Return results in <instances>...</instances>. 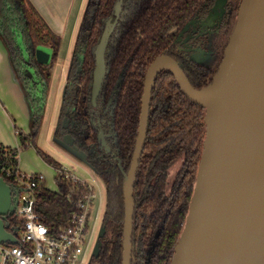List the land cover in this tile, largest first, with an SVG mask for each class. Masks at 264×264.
<instances>
[{"label":"trees","instance_id":"1","mask_svg":"<svg viewBox=\"0 0 264 264\" xmlns=\"http://www.w3.org/2000/svg\"><path fill=\"white\" fill-rule=\"evenodd\" d=\"M215 1L124 0L119 16L115 15L118 0L86 2L74 41L55 135L61 138L66 133L61 124L65 117L74 120L72 132L79 148L86 153V162L105 184L103 224L107 233L102 239L100 255L93 256L89 264H123L125 179L117 157L122 159L128 171L139 133L148 68L157 56L174 55L182 29L192 19H205ZM110 19L114 28L105 54L107 72L97 105H94L96 48ZM0 35L10 49L20 35L32 51L39 45L50 46L52 61L49 64L39 62L42 76L50 83L62 37L52 30L30 0H0ZM80 57L83 58L81 62ZM182 59L188 78L196 88L208 85L217 72V69L206 70L191 59ZM34 108L37 111L33 131L29 135L19 132L20 148L0 144V159L13 169L19 166L20 150L30 144L37 147L42 109L35 105ZM205 115L206 108L185 95L170 70L159 73L152 94L146 148L134 192L133 264H172L203 155ZM110 126L116 133L114 137H106L112 152L107 151L100 137L102 132L108 133ZM38 152L46 162L61 168L47 152L40 148ZM179 159L182 167L168 192L169 170ZM7 180L14 183L11 178ZM57 180L59 191L47 188L42 180L37 200V210L54 228L64 225L76 210L69 195L76 201L87 189L83 183H73L62 176ZM20 222L17 215L7 220L9 229L19 228ZM152 244L154 248L148 255Z\"/></svg>","mask_w":264,"mask_h":264},{"label":"water","instance_id":"2","mask_svg":"<svg viewBox=\"0 0 264 264\" xmlns=\"http://www.w3.org/2000/svg\"><path fill=\"white\" fill-rule=\"evenodd\" d=\"M228 0H216L205 20L223 15ZM124 0H118L119 16ZM193 23V20L188 23ZM112 19L96 48L92 99L97 105L106 77V47ZM18 46L26 61L24 38ZM53 50V49H52ZM39 62L52 61L51 49L35 48ZM27 63V62H26ZM26 74L37 78L27 64ZM169 69L185 95L206 108V138L194 193L172 264H264V0H242L239 15L212 81L196 88L171 55L157 56L145 79L139 134L126 174L123 264H132L134 187L144 150L152 93L158 74ZM37 80V79H36ZM106 145L105 136L102 135ZM83 157L71 134L64 136ZM21 191V190H20ZM20 191L0 175V241L17 243L7 220L16 214ZM107 227L102 224L93 250L100 255Z\"/></svg>","mask_w":264,"mask_h":264},{"label":"built area","instance_id":"3","mask_svg":"<svg viewBox=\"0 0 264 264\" xmlns=\"http://www.w3.org/2000/svg\"><path fill=\"white\" fill-rule=\"evenodd\" d=\"M0 175L14 180V188L21 190L15 214L21 221L20 227L8 228L18 242L0 241V264L90 263L101 227V222H98L100 203L95 205L97 189L94 183L97 179L93 178L94 182L82 180L62 170L64 179L83 183L87 189L76 201L69 195V199L76 204V210L64 225L54 228L37 210L39 184L45 180V175L23 171L19 166L13 169L1 159Z\"/></svg>","mask_w":264,"mask_h":264},{"label":"rangeland","instance_id":"4","mask_svg":"<svg viewBox=\"0 0 264 264\" xmlns=\"http://www.w3.org/2000/svg\"><path fill=\"white\" fill-rule=\"evenodd\" d=\"M86 2L87 0H74L73 19L76 20L77 18L78 27L80 24H78L79 18L81 19ZM238 15L239 8H232L231 13L226 20V24L224 23L222 29L218 32L216 31L208 34L207 38L209 41L205 44V47L198 48L193 55L199 63L212 67H216L218 64L220 65L224 57L226 45L229 41V36L237 22ZM203 24L211 25L213 27L216 25V21L214 19L205 20L203 21ZM78 27H76L75 33L77 32ZM68 40V35L62 39V45L59 50L57 61L54 65V68L52 69L53 75L49 84V89L46 90L47 95L45 98V110L44 113L41 114V119H39L40 129L38 131L37 147L33 145L32 147L29 146L23 148L21 150L22 153L20 154L19 152V158L22 161L23 154L29 156L31 151H36L39 154L38 148H40L47 152L55 161L59 162L61 168L57 169L46 162L41 156H38L37 158V161L40 162L44 167L42 170L40 169L39 172H43L45 174L46 185L53 191H59V183L57 179L59 176H61L62 170L76 175L82 180H88L92 182L93 178L97 179V183H94L97 189L95 205L97 206L100 203L98 222H101L102 225L104 215L103 211L105 212L106 204V191L103 179L99 176V174L94 172V169L86 162L85 157H83L79 151L74 149L72 145L66 143L64 139L55 136L53 131L60 111L63 87L65 86L66 75L69 66L68 63L70 61L68 54ZM14 44L15 43H13L12 47H14ZM41 46L51 49V53H53V50L50 46ZM16 54L18 56V53ZM66 54H68V56H66ZM80 60H82L81 57Z\"/></svg>","mask_w":264,"mask_h":264},{"label":"crops","instance_id":"5","mask_svg":"<svg viewBox=\"0 0 264 264\" xmlns=\"http://www.w3.org/2000/svg\"><path fill=\"white\" fill-rule=\"evenodd\" d=\"M30 1L54 32L62 39L69 36L70 57L77 35L76 27H78L77 18L73 19L74 0ZM16 69L11 49L0 35V144L12 148H20L22 140L19 132L31 134L34 123V108ZM23 152L25 153L24 150ZM38 156L41 155L36 151H31L29 156L23 154V160L19 158L20 169L45 175L39 172L44 167L37 161Z\"/></svg>","mask_w":264,"mask_h":264},{"label":"flooded vegetation","instance_id":"6","mask_svg":"<svg viewBox=\"0 0 264 264\" xmlns=\"http://www.w3.org/2000/svg\"><path fill=\"white\" fill-rule=\"evenodd\" d=\"M240 3H241V0H228V2L226 4L225 11H224V14L223 15H219L217 18L214 19L216 21V25L213 26V27L211 25H204L203 24V21H205V19H201L200 20L198 18L192 19L193 20V23H190L189 27H188V23L186 24V26L182 29V31L179 34L178 41H177L179 45L177 46L176 51H175V54H174L175 56L178 57V59L174 55H171V56H173L180 63V65L182 66V68L184 69V71H185V68L182 65L183 63H181V62H183L182 57L188 58L189 60L190 59L193 60L195 62V64H197L199 66H202V68H204L206 70L218 69L219 64L216 67L206 66L204 64L199 63L195 59V57L193 55H194V52H196L198 48L205 47V44L209 41L208 38H207L209 33L216 32V31L218 32L219 30L222 29L224 23L226 24V20L228 19L229 15L231 13V9L232 8H235V7L239 8ZM81 19H82V16H81ZM81 19H80V21H81ZM20 36H17L15 38L14 47L11 48L12 57H13V60H14V63H15V67L17 68L16 71L18 72V75H19V77L21 79V82H22V84L25 87V91H26L28 97L30 98L29 100L31 101V103L33 105V108H34V105L35 106H40V108L42 109V114H43L44 113V110H45V105H46V101H45V98H46V95H47L46 90L49 89V84L50 83H47L45 81L44 77L42 76V73L40 71L41 70V65H39V61L36 58L35 50L34 51L30 50L29 44L25 40H24V43L26 44L27 49H28L29 61H26V59L24 58V56H23V54L20 51V48L18 46V38ZM106 49H107V47H106ZM16 53H18V56H17ZM72 53L73 52H71V56L69 58L70 61L68 63L69 66H68V70H67L65 86H66L67 81H68V72H69V67H70V64H71L70 62H71ZM179 56L181 57L180 59H179ZM17 60H18V62H17L18 64L15 62ZM81 61L82 60H80V62ZM27 64L31 65L34 68L35 75L37 77L36 78L37 80L35 78H30L26 74V68L28 66ZM163 70H169V69H163ZM185 73H186V71H185ZM186 75H187V73H186ZM174 77L176 78L175 75H174ZM176 80H177V78H176ZM177 83H178V80H177ZM65 86L63 87V91H64ZM102 88H103V86H102ZM101 92H102V90H101ZM92 94H93V87H92ZM62 98H63V94H62ZM61 102H62V99H61ZM151 104H152V101H151ZM60 107H61V105H60ZM150 110H151V107H150ZM36 111H37V108L36 109L34 108V113ZM59 115H60V111H59ZM59 115L57 117V122H56L55 128L53 129L54 133H55L57 127H58ZM149 118H150V114H149ZM61 124H62V127L66 131V133L63 135V137H61V139H64V136L66 134H71L75 138V144L79 148V145L77 143V137L74 136V134L72 132V130H74V126L76 124L75 121L74 120H71L68 117H65L62 120V123ZM148 126H149V121H148ZM112 130H113V128H112V126H110L109 127V131H108L107 134H105L103 132L100 134V137L101 138H102V135L105 136L106 149H107L108 152H112V149H111V146L108 144V142L106 140V137L107 138H111V137H114L115 136L116 133H115V131H112ZM147 135H148V133H147ZM137 139H138V137H137ZM146 142H147V138H146ZM146 142H145L144 150H143V153H142V156H141V160H142V157H143L145 148H146ZM136 144H137V140H136ZM136 144H135L134 152H133V155H132V158H131V163H130V167H129L128 171L125 170V167L123 165L122 159L120 157H117L118 165H119V167H120V169L122 171V174H123L125 180H126V174L129 173V171L131 169V166H132V162H133V158H134V153H135V149H136ZM79 150L80 151H83L80 148H79ZM113 155H115V154H113ZM85 158H86V156H85ZM141 160L139 162L138 171H139V168H140ZM181 167H182V160L179 159L170 168V170H169V176H168V187H167L168 188V192H171L172 185H173L174 180H175L176 176L178 175ZM138 171H137V175H136V181H137ZM94 172L97 173L95 170H94ZM124 186H125V183H124ZM135 186H136V182H135ZM105 191H106V188H105ZM134 192H135V187H134ZM134 199H135V197H134ZM135 207H136V201H135ZM103 213H104V211H103ZM134 216H135V214H134ZM157 236L158 235L156 233V238H157ZM133 238H134V233H133ZM153 248H154V246L152 244L149 247V249H148V255H150V252L152 251ZM134 260H135V251H134V243H133V260H132V264H133Z\"/></svg>","mask_w":264,"mask_h":264}]
</instances>
